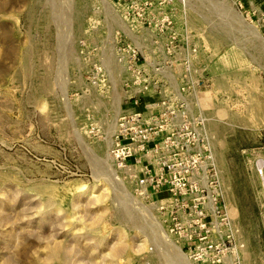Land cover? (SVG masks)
Returning <instances> with one entry per match:
<instances>
[{
    "label": "rangeland",
    "instance_id": "1",
    "mask_svg": "<svg viewBox=\"0 0 264 264\" xmlns=\"http://www.w3.org/2000/svg\"><path fill=\"white\" fill-rule=\"evenodd\" d=\"M120 44L204 120L232 258L264 264V0H0V264H202L112 160Z\"/></svg>",
    "mask_w": 264,
    "mask_h": 264
},
{
    "label": "built area",
    "instance_id": "2",
    "mask_svg": "<svg viewBox=\"0 0 264 264\" xmlns=\"http://www.w3.org/2000/svg\"><path fill=\"white\" fill-rule=\"evenodd\" d=\"M116 57L135 77L128 86L131 107L118 117L112 139L116 168L158 207L169 233L180 239L192 260L240 264L232 258L237 244L228 228L231 218L215 158L201 127L204 120L191 113L181 91L177 96L166 88L163 78L168 75L146 72L137 48L129 51L120 44ZM192 71L185 68L181 80H188ZM149 91L159 93V99L146 100Z\"/></svg>",
    "mask_w": 264,
    "mask_h": 264
},
{
    "label": "bare ground",
    "instance_id": "3",
    "mask_svg": "<svg viewBox=\"0 0 264 264\" xmlns=\"http://www.w3.org/2000/svg\"><path fill=\"white\" fill-rule=\"evenodd\" d=\"M205 4V3H204ZM201 11V10H200ZM223 25V24H222ZM101 174V173H100ZM132 219V218H131ZM162 250V249H161ZM163 255H165L164 253H163ZM165 257V256H164ZM167 259H168V257H167Z\"/></svg>",
    "mask_w": 264,
    "mask_h": 264
}]
</instances>
